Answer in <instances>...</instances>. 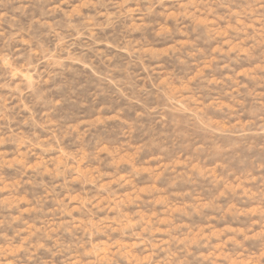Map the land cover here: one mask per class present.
Masks as SVG:
<instances>
[{"label": "rangeland", "instance_id": "rangeland-1", "mask_svg": "<svg viewBox=\"0 0 264 264\" xmlns=\"http://www.w3.org/2000/svg\"><path fill=\"white\" fill-rule=\"evenodd\" d=\"M0 264H264V0H0Z\"/></svg>", "mask_w": 264, "mask_h": 264}]
</instances>
